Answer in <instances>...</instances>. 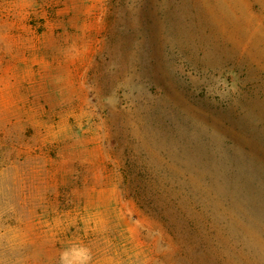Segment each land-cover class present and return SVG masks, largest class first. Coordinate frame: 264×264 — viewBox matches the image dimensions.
<instances>
[{
    "label": "rangeland",
    "instance_id": "1",
    "mask_svg": "<svg viewBox=\"0 0 264 264\" xmlns=\"http://www.w3.org/2000/svg\"><path fill=\"white\" fill-rule=\"evenodd\" d=\"M0 264H264V0H0Z\"/></svg>",
    "mask_w": 264,
    "mask_h": 264
}]
</instances>
